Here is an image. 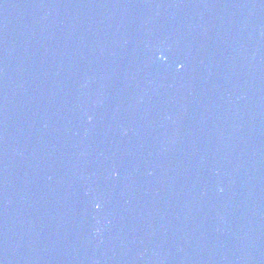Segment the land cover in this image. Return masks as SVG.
Instances as JSON below:
<instances>
[{
    "label": "water",
    "instance_id": "1",
    "mask_svg": "<svg viewBox=\"0 0 264 264\" xmlns=\"http://www.w3.org/2000/svg\"><path fill=\"white\" fill-rule=\"evenodd\" d=\"M0 264H264V0H0Z\"/></svg>",
    "mask_w": 264,
    "mask_h": 264
}]
</instances>
